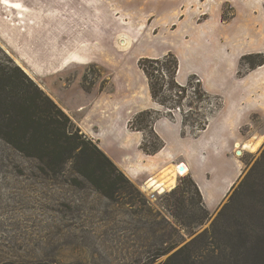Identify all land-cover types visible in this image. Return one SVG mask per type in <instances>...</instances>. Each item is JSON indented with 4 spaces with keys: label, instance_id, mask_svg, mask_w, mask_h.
I'll list each match as a JSON object with an SVG mask.
<instances>
[{
    "label": "crops",
    "instance_id": "obj_1",
    "mask_svg": "<svg viewBox=\"0 0 264 264\" xmlns=\"http://www.w3.org/2000/svg\"><path fill=\"white\" fill-rule=\"evenodd\" d=\"M225 6L231 10L228 19L221 16ZM150 7L154 10L145 12ZM157 8L169 13L185 12L188 18L191 13L205 14L207 9L216 10V16L208 15L194 27L189 26L187 18L186 23L183 22L184 15L179 20L177 17V22L168 23L175 27L173 32L166 28V23L163 27L173 35L181 33L182 43L190 45L194 55L199 54L195 51L199 43L210 46L217 42L215 52L228 63L231 73L237 70L244 56L264 57V0H43L39 7L21 0H4V3L0 0V41L18 59L40 61L31 66L37 74L51 68L61 73L72 66H105L108 51L117 50L115 38L126 32L124 26L135 30L134 36L144 21L156 17L153 14ZM232 30L238 35L228 36ZM221 32L225 43L216 40V34ZM19 38L29 43V54L20 50ZM256 38L259 41L256 47L244 46L241 51L232 46L239 42L250 45ZM157 39L159 36L156 35L153 39L142 40V50L152 55L144 58L175 56L178 60L177 81L184 85L188 79L182 75L178 55L169 49L142 47L143 44L152 45ZM202 51L212 54L207 48ZM123 68L116 65L119 78L112 82L108 91H100L85 111L80 108V101L71 112L53 95L49 96L72 120L75 118L81 132L92 139L134 185L144 189L151 179L155 185L161 184L159 188H171L173 173L177 177L176 168L182 165L187 170L185 175L197 185L207 210L210 213L216 211L242 174L244 161L241 156L251 154V147L258 148L263 143L264 135L260 129L264 127V64L253 70L244 67L245 73L229 86L230 103L221 98L222 106L209 118L203 131L194 133L183 127L178 113L170 119L162 112L163 116L153 124V131L163 142V148L151 156L140 149L143 134L129 130L128 122L140 112H161L163 108L151 100L147 81L138 67L144 80L141 97L128 74L127 78H120ZM202 85L206 86L203 82ZM157 178L160 183L155 180ZM162 179L167 180L161 183Z\"/></svg>",
    "mask_w": 264,
    "mask_h": 264
},
{
    "label": "rangeland",
    "instance_id": "obj_2",
    "mask_svg": "<svg viewBox=\"0 0 264 264\" xmlns=\"http://www.w3.org/2000/svg\"><path fill=\"white\" fill-rule=\"evenodd\" d=\"M21 1L27 5L32 4L34 7L41 6L43 2V0ZM153 10L154 7H150L145 12ZM136 13L140 12L136 11ZM191 14L189 15L191 18H188L185 12L169 13L166 9L157 8L153 14L156 17L149 18L147 22L144 21L145 23L139 26L134 36L132 34L135 30L124 26L126 32L115 38L117 50L108 51L105 66H72L61 73L51 68L45 73L37 74L32 67L40 61L34 58L18 59L1 41L0 47L3 53L12 58L42 90L50 96L53 95L65 109L74 112L78 101L81 102L80 108L85 111L92 105L94 97L98 96L100 91H108L111 88L112 82L119 78L115 70L116 65L125 67L120 78L125 79L128 74L130 82L135 85L134 89L140 97L143 96L144 80L137 70V63L140 59L152 55L143 51L140 43L146 38L153 39L157 35L159 39L152 45L143 44L142 47L169 49V52L181 58L182 75L186 76V79L192 72L206 84L204 88L207 92L220 96L223 102L226 101L229 104V86L233 81L237 82L241 78L246 71L245 66H239L231 73L228 63L215 52L217 42L210 46L199 43V50L197 46L195 50L199 54L194 55L191 51L193 48L182 43L181 33L173 35L163 27V23H166V28L173 32L175 27H171L168 23L177 22L176 18L179 17V20L183 15L185 16L183 22L186 23L187 18L189 26L194 27L205 20L206 16H216L217 13L212 8L207 9L205 14L202 12ZM230 15V8L225 6L221 14L222 18L228 19ZM235 35L238 33L233 30L228 33V36ZM222 39V32L219 35L216 34V40L225 43ZM20 41L18 42L21 45L20 50L25 55L29 54L27 52L29 43L25 39ZM258 43L256 38L250 45L239 42L232 46L242 51L244 46L256 47ZM122 45L124 47H120ZM206 48L212 54H205L202 51ZM228 54L230 55L231 51ZM28 66L32 67L28 68ZM162 112L164 113L163 109ZM73 122L77 126L75 118ZM257 129L260 128L257 127ZM260 131L264 135V127H261ZM262 141L260 147L253 150L251 154L241 156L246 166L244 165L237 184L261 155L264 149V138ZM38 168L40 167H34L28 162L20 167H0V264H134L138 254L143 257L144 255L153 256L163 248L174 247L160 259L163 261L200 233L208 230L229 198V196L226 197L202 225H195L186 230L174 225L177 229V232H174L160 217H165L167 222L173 224V220L169 218L165 210V195L177 185H181L179 181L186 175L175 177L173 173L174 184L171 188L163 186L154 189L156 186L152 184L154 180L144 185V189L134 185L147 202L144 207L141 204L128 203L127 194L131 189L123 182L120 184L126 189L120 193L117 201H113L94 192L87 182L76 178L70 164L63 167L56 175L45 174ZM166 180L162 179L161 183ZM150 184L152 185L149 187ZM147 207L153 210L151 214L160 213V217L156 220L158 224H153ZM192 215H201L197 206L192 208ZM147 220L151 222L149 226L146 224ZM194 246L202 248L204 244L194 243Z\"/></svg>",
    "mask_w": 264,
    "mask_h": 264
},
{
    "label": "trees",
    "instance_id": "obj_3",
    "mask_svg": "<svg viewBox=\"0 0 264 264\" xmlns=\"http://www.w3.org/2000/svg\"><path fill=\"white\" fill-rule=\"evenodd\" d=\"M263 64L261 55L240 60V66L247 70ZM137 67L147 81L151 100L163 108L164 116L173 119L178 113L182 126L194 133L203 131L222 106L221 97L207 92L198 77L190 76L184 85L178 83V60L172 54L161 59L142 58ZM162 116L160 111L148 110L128 122L129 130L143 134L140 149L145 155H154L163 148L153 131V124ZM25 162L54 175L70 164L76 178L113 201L126 189L120 184L123 182L131 189L127 194L129 204L147 205L125 174L0 47V167H20ZM179 183L165 195V210L173 224L160 217L159 212L151 214L153 210L147 207L153 224H158L160 217L174 232V225L186 230L202 225L211 215L193 179L185 176ZM228 196L208 230L163 261L160 259L174 247L163 248L153 256L138 254L134 264H264V149ZM194 206L200 216L192 215ZM149 223L147 220L148 226ZM194 243L204 246L195 248Z\"/></svg>",
    "mask_w": 264,
    "mask_h": 264
},
{
    "label": "bare ground",
    "instance_id": "obj_4",
    "mask_svg": "<svg viewBox=\"0 0 264 264\" xmlns=\"http://www.w3.org/2000/svg\"><path fill=\"white\" fill-rule=\"evenodd\" d=\"M256 148H257L256 146H253V147H251V150H255ZM239 152H240V151H239ZM240 154H241V152H240ZM238 156H239V155H238ZM186 173H187V170L183 168V171H181V174H182V175H185ZM152 184H154V182H153ZM152 184H150L149 187H150ZM160 186H161V184H156V186L154 187V189H155V188L158 189Z\"/></svg>",
    "mask_w": 264,
    "mask_h": 264
},
{
    "label": "built area",
    "instance_id": "obj_5",
    "mask_svg": "<svg viewBox=\"0 0 264 264\" xmlns=\"http://www.w3.org/2000/svg\"><path fill=\"white\" fill-rule=\"evenodd\" d=\"M179 167H182V165H178V166H177V168H176V176H177V177H183V176H185V175H182V174H181V171L179 170ZM149 182H151V179H149V180L145 183V185H147ZM147 188H149V187L147 186Z\"/></svg>",
    "mask_w": 264,
    "mask_h": 264
},
{
    "label": "water",
    "instance_id": "obj_6",
    "mask_svg": "<svg viewBox=\"0 0 264 264\" xmlns=\"http://www.w3.org/2000/svg\"><path fill=\"white\" fill-rule=\"evenodd\" d=\"M238 155L240 154V152L237 153ZM180 171H183V167L179 168Z\"/></svg>",
    "mask_w": 264,
    "mask_h": 264
}]
</instances>
